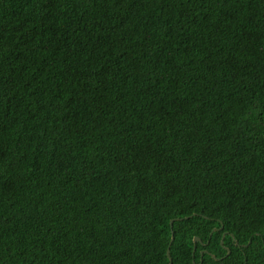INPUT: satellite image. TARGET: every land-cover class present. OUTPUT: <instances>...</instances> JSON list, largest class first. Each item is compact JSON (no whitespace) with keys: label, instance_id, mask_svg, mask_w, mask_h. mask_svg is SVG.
Instances as JSON below:
<instances>
[{"label":"trees","instance_id":"16d2710c","mask_svg":"<svg viewBox=\"0 0 264 264\" xmlns=\"http://www.w3.org/2000/svg\"><path fill=\"white\" fill-rule=\"evenodd\" d=\"M0 264H264V0H0Z\"/></svg>","mask_w":264,"mask_h":264},{"label":"water","instance_id":"95a60500","mask_svg":"<svg viewBox=\"0 0 264 264\" xmlns=\"http://www.w3.org/2000/svg\"><path fill=\"white\" fill-rule=\"evenodd\" d=\"M171 224H173V220H171ZM194 240H195V242L196 241H198V240H200V237L199 236H195L194 237ZM230 252V250H228V253ZM215 257V256H214Z\"/></svg>","mask_w":264,"mask_h":264}]
</instances>
